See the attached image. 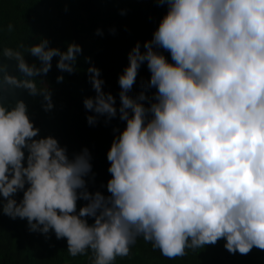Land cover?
Masks as SVG:
<instances>
[{
  "label": "clouds",
  "instance_id": "9594fccd",
  "mask_svg": "<svg viewBox=\"0 0 264 264\" xmlns=\"http://www.w3.org/2000/svg\"><path fill=\"white\" fill-rule=\"evenodd\" d=\"M156 2L167 13L145 51L137 42L129 52L119 108L101 69H87L95 91L83 100L93 113L88 124L118 113L126 122L107 153V196L87 188L89 150L70 158L57 138L40 136L16 98L27 90L51 111L53 93L37 80L45 83L53 57L62 73H75L82 46L62 51L39 38L26 49L39 66L25 52L0 49V211L26 219L32 232L66 239L72 257L91 252V264H115L139 237L168 259L222 239L231 254L264 250V0ZM145 63L147 88L156 91L133 97ZM80 200L87 203L78 210Z\"/></svg>",
  "mask_w": 264,
  "mask_h": 264
},
{
  "label": "trees",
  "instance_id": "16d2710c",
  "mask_svg": "<svg viewBox=\"0 0 264 264\" xmlns=\"http://www.w3.org/2000/svg\"><path fill=\"white\" fill-rule=\"evenodd\" d=\"M167 10V5L160 6L156 0H0V49L10 47L25 52L26 61L39 66V60L26 53L27 47L38 43L39 38L48 39L49 47L62 51L72 42L82 46L75 73H62L56 67L59 57H53L52 68L43 77L46 84L37 80L38 87H49L53 93L51 111L44 110L43 97H33L27 90H17L16 98L28 105L30 118L41 129L40 136L57 138L60 145L67 148L70 158L84 148L89 150L93 167L85 179L92 193L100 191L110 195L106 187L111 179L107 153L116 130L122 131L126 122L119 119L118 113L110 121L100 117L97 124H88L86 117L93 113L85 109L83 100L95 96V91L87 69L92 65L101 69L104 91L116 97L119 108L118 78L128 66V54L137 42L141 44V51H145L144 42L153 38ZM9 25H12L11 31ZM97 29H101L103 35H97ZM157 51L171 62L170 53L163 49ZM60 75L64 80L57 83ZM150 76L145 63L129 95L136 97L144 91L152 97L156 90L147 88ZM144 103L148 106L147 101ZM22 196L20 192L15 198L19 201ZM86 203L78 201V210ZM93 222L89 218V223ZM225 242L222 239L216 245L188 250L184 257L168 259L139 237L130 254L118 257L115 264H264V250L254 247L247 255L231 254L224 247ZM90 258L91 252L72 257L67 251L66 239H57L54 232L47 236L32 232L26 219H12L0 211V264H91Z\"/></svg>",
  "mask_w": 264,
  "mask_h": 264
}]
</instances>
